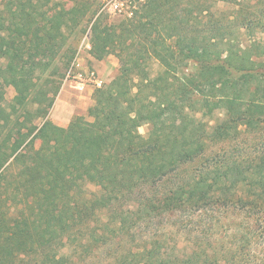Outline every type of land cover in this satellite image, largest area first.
I'll list each match as a JSON object with an SVG mask.
<instances>
[{
	"label": "trees",
	"instance_id": "16d2710c",
	"mask_svg": "<svg viewBox=\"0 0 264 264\" xmlns=\"http://www.w3.org/2000/svg\"><path fill=\"white\" fill-rule=\"evenodd\" d=\"M137 1L131 18L117 26L102 24L100 16L90 26L92 53H101L96 59L114 54L120 63L117 80L95 90L91 121L76 118L81 128L63 129L45 119L41 107L25 109L23 131L17 130L15 139L9 131L1 142L0 264H68L58 252L63 236L82 229L101 211L107 213L104 227L111 225L117 246L140 224L141 239L152 229L164 231L162 221L173 215L244 214L257 227L243 234V242L257 240L256 261L264 264V74L234 41L240 29L248 37L264 32V17H220L203 9L201 1L189 9H180L179 0ZM209 1L238 5L237 0ZM50 2L5 0L0 6V41L10 47L0 66V134L16 106L36 88L33 71L21 63L39 59L37 67L45 72L65 45L64 30L77 28L90 9L87 0H76L49 16ZM149 59L162 69L153 79L145 70ZM189 62L197 66L193 73H186ZM7 86L17 90L10 113L2 107ZM58 91L43 100L46 108ZM40 95L37 91L35 101ZM217 110L222 118L208 131L203 119ZM36 119H44L39 128ZM145 124L151 130L143 137L138 129ZM240 127L259 134L262 143L247 146V153L204 157L209 146L237 140ZM88 186L98 192L88 194ZM106 238L103 234V245ZM144 240L148 246L131 248L125 264L232 261L220 262L207 244L182 252L164 232Z\"/></svg>",
	"mask_w": 264,
	"mask_h": 264
},
{
	"label": "rangeland",
	"instance_id": "374dc122",
	"mask_svg": "<svg viewBox=\"0 0 264 264\" xmlns=\"http://www.w3.org/2000/svg\"><path fill=\"white\" fill-rule=\"evenodd\" d=\"M5 0H0V6ZM76 0H51L49 7L51 10L48 15L56 14L61 7L69 9ZM140 2L142 0H139ZM203 4V9L213 12L220 17H248L258 18L264 17V0H237L238 5H230L225 2L213 3L209 0H179L180 9L192 8L195 2ZM89 4V11L87 15L82 19L77 28L65 31L67 39L65 45L62 47L61 52L51 62L47 70L43 73L37 67L39 59H26L24 63H21L22 69L33 71V79L36 82L35 90L27 98V101L16 106L17 112L10 116L11 123L6 130L0 134V146L1 142L7 137V133L13 136V139L17 136V130L23 131L21 123L24 110L34 112L38 107L50 112L51 108H46L47 103L43 100L53 97L54 90L62 85H71L72 88L80 86V82H83L84 76L89 71H93L96 77L99 79L95 62H99L102 70L108 73L109 78L105 82L101 81L102 88L108 85L111 81L117 80L119 77V59L114 54H108L97 60L96 57L101 54L95 50L92 53L90 45V26L93 21L100 16L102 24L107 26H117L122 20L131 18L132 12L137 10V0H87ZM117 4L119 9H114L113 5ZM195 8V7H194ZM120 10V11H119ZM243 29L238 30L234 34V41L238 43L244 51H249L251 54V60L256 63L258 72L264 74V32L256 31L253 37H248V33ZM5 45H2V44ZM5 41H0V66L4 67L7 61L6 57L10 54V47ZM220 45V44H219ZM224 50V45L221 46ZM225 52L223 53V57ZM72 56L70 63L68 57ZM124 56V55H123ZM76 59V63H75ZM146 72L151 79L156 78L162 69L157 61L149 59L146 62ZM260 66V67H259ZM196 64L189 62L186 73H193L196 71ZM112 70V72L110 71ZM238 74H234L236 77ZM85 84L93 85L92 82H85ZM96 88L95 89H100ZM41 92L40 97L35 101L36 92ZM4 101L2 107L8 113L12 112V106L15 105V96L17 90L14 86H7L3 90ZM42 92L46 97H42ZM147 94V93H143ZM263 97L264 94L260 93ZM53 105V103H52ZM52 107V106H51ZM12 114V113H11ZM222 111L217 110L212 116L205 117L203 119L204 124L208 131H211V127L222 118ZM195 118L199 119L200 114H195ZM48 118L45 117V119ZM49 120V118H48ZM180 124L183 125L184 117L179 118ZM91 121V118L88 120ZM44 119H36L33 124L38 128L41 127ZM206 124V125H207ZM151 130L150 124H145L139 127L138 132L143 137H146ZM240 134L237 140L227 141L211 145L207 148L204 157H218L228 156L232 152L247 153V146H253L257 143H262L259 134L244 132V128H239ZM264 138V134L262 135ZM35 147H39L41 140L38 132L34 135ZM234 154V153H233ZM88 194L90 192H98L93 186H88ZM181 215V214H180ZM173 215L172 217H166L162 221V228L164 231H155V229L145 232L144 239H148L149 234L153 232H164L165 238H169L170 244L178 243V247L182 248V252H190L198 246H205L207 244L209 248V254H213L220 262L227 259L231 264H257V258L260 250V244L257 247V240L252 241L245 245L243 234L250 230H254L257 226L251 219L245 218L244 214L233 213L230 211H224L218 213L217 211H204L196 212L188 219L186 216ZM186 218V219H185ZM107 222V213L104 211L96 213V215L80 230H74V233L65 234L59 243V255H64L68 260V264H125V261L132 258L131 248H138L141 250V246H148V242H144L141 239L139 230L144 226L140 224L139 227L131 230L130 236L123 238L120 245H116L117 238L110 231L111 225L108 228L104 227ZM254 228V229H252ZM256 232V229L253 233ZM106 235L108 243L103 245L101 238L102 235ZM132 238L133 241L130 240ZM111 239V240H110ZM143 241V242H142ZM260 241V240H259ZM260 243V242H259ZM81 244L82 246H79ZM96 247V248H95ZM255 262V263H254Z\"/></svg>",
	"mask_w": 264,
	"mask_h": 264
},
{
	"label": "crops",
	"instance_id": "0c3cea01",
	"mask_svg": "<svg viewBox=\"0 0 264 264\" xmlns=\"http://www.w3.org/2000/svg\"><path fill=\"white\" fill-rule=\"evenodd\" d=\"M94 65L99 79L105 82L109 76L101 69L103 65L99 62H95ZM95 90L94 86L88 84L75 88L71 85H62L48 113L50 122L63 129L81 128V125L76 123V118H83L85 121L90 119L88 109L93 104Z\"/></svg>",
	"mask_w": 264,
	"mask_h": 264
},
{
	"label": "built area",
	"instance_id": "2783aa9c",
	"mask_svg": "<svg viewBox=\"0 0 264 264\" xmlns=\"http://www.w3.org/2000/svg\"><path fill=\"white\" fill-rule=\"evenodd\" d=\"M114 9H119L118 5L114 3L113 5ZM120 11V10H119ZM75 63H76V59H75ZM85 82H92L94 87L96 88H100L102 83L101 81L96 77L95 73L93 71L91 72H87L86 75L84 76V80L83 82H80V87L83 86L85 84Z\"/></svg>",
	"mask_w": 264,
	"mask_h": 264
}]
</instances>
